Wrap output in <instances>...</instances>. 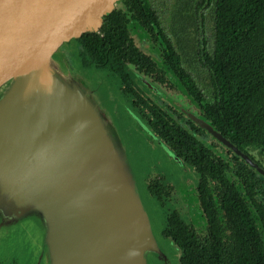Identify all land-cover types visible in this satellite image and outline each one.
Here are the masks:
<instances>
[{
    "label": "water",
    "instance_id": "water-1",
    "mask_svg": "<svg viewBox=\"0 0 264 264\" xmlns=\"http://www.w3.org/2000/svg\"><path fill=\"white\" fill-rule=\"evenodd\" d=\"M119 9L123 0H0L1 263L181 264L135 140L156 159L171 152L117 87L110 100L109 69L73 71L61 51L76 53Z\"/></svg>",
    "mask_w": 264,
    "mask_h": 264
},
{
    "label": "flooded vegetation",
    "instance_id": "flooded-vegetation-1",
    "mask_svg": "<svg viewBox=\"0 0 264 264\" xmlns=\"http://www.w3.org/2000/svg\"><path fill=\"white\" fill-rule=\"evenodd\" d=\"M213 1L193 2L187 23L179 14L161 17L151 5L149 27L128 16V40L119 43L112 65L106 53L98 61L85 54L81 42L76 53H64L73 71L109 69L127 106L171 152L146 177L172 220L165 237L193 251L191 260L195 246L201 248V264H264V148L238 143L216 124L217 100L205 84ZM113 13L89 34L107 37L103 26Z\"/></svg>",
    "mask_w": 264,
    "mask_h": 264
},
{
    "label": "trees",
    "instance_id": "trees-1",
    "mask_svg": "<svg viewBox=\"0 0 264 264\" xmlns=\"http://www.w3.org/2000/svg\"><path fill=\"white\" fill-rule=\"evenodd\" d=\"M196 1L171 0L169 13L187 23L191 14L189 9ZM123 4L126 11H115L109 23L103 26L107 37L102 39L86 34L77 41L83 43L85 54L98 61V55L106 53L111 64L119 43L128 40V16L144 27L150 26L155 16L150 0H123ZM213 4L212 50L201 63L204 65L205 62L209 72L210 83L205 84L208 87L210 84L218 104L215 122L219 127H225L226 134L236 138L238 143L264 148V0H214ZM124 58H127L126 52ZM163 215L162 235L165 237L172 220L167 214ZM172 240L179 247L180 242ZM179 249L181 264H201V248L195 246L192 260L190 253L193 251Z\"/></svg>",
    "mask_w": 264,
    "mask_h": 264
},
{
    "label": "rangeland",
    "instance_id": "rangeland-1",
    "mask_svg": "<svg viewBox=\"0 0 264 264\" xmlns=\"http://www.w3.org/2000/svg\"><path fill=\"white\" fill-rule=\"evenodd\" d=\"M171 0H150V4L151 6L158 12V14L161 16V17H168V16H171V13L169 14V11H171V8H172V5H169L171 4L170 2ZM175 1V0H174ZM181 2V1H180ZM185 2V0L183 1ZM64 49H67L68 52H70V50L72 49V44H66L64 45V48L61 49V51H63L64 53ZM74 49L76 50V46L74 47ZM65 54V53H64ZM67 62H68V59L66 58ZM69 64V62H68ZM70 65V64H69ZM71 67V66H70ZM109 92V96H111L110 100H115V99H120V94L117 92V89H116V85L113 84V85H110V88L108 90ZM125 102V101H124ZM135 142L137 143V145L141 148H144V152H143V158H142V161L139 162V164L141 163H144L145 164V170H147L146 172L149 174L151 172H153L154 170V166L157 164H155L154 166L152 165L151 169L149 170V166L151 165L150 164V161L153 162H157V160L160 158H157L156 159V155H154L152 153V151L148 148V146H144L142 144V141L136 139ZM149 171V172H148ZM147 178H145L146 180Z\"/></svg>",
    "mask_w": 264,
    "mask_h": 264
}]
</instances>
